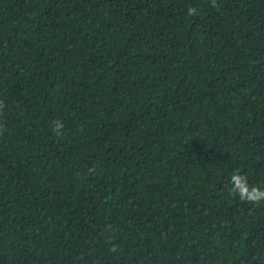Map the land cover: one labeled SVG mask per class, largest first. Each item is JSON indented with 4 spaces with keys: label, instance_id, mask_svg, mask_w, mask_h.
<instances>
[{
    "label": "trees",
    "instance_id": "1",
    "mask_svg": "<svg viewBox=\"0 0 264 264\" xmlns=\"http://www.w3.org/2000/svg\"><path fill=\"white\" fill-rule=\"evenodd\" d=\"M0 101V264H264V0H0Z\"/></svg>",
    "mask_w": 264,
    "mask_h": 264
},
{
    "label": "clouds",
    "instance_id": "2",
    "mask_svg": "<svg viewBox=\"0 0 264 264\" xmlns=\"http://www.w3.org/2000/svg\"><path fill=\"white\" fill-rule=\"evenodd\" d=\"M212 6H216V0H212ZM196 9L189 8L188 14L194 15ZM4 108V102L0 101V109ZM64 128V124L60 120H56L53 122V131L57 136L62 135V130ZM230 193H235L238 195L241 201L252 203V204H260L264 202V187L260 185L249 184V177L246 174H241L239 171H234L230 177Z\"/></svg>",
    "mask_w": 264,
    "mask_h": 264
}]
</instances>
